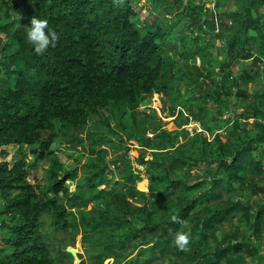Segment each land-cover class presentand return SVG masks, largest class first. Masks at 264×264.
Segmentation results:
<instances>
[{
    "label": "trees",
    "instance_id": "obj_1",
    "mask_svg": "<svg viewBox=\"0 0 264 264\" xmlns=\"http://www.w3.org/2000/svg\"><path fill=\"white\" fill-rule=\"evenodd\" d=\"M137 2L0 0V148L16 146L15 154L21 158L11 163L8 153L0 150V264H57L44 230L46 218L55 236L65 233L66 237L74 234L70 227L78 220L77 213L80 231L76 236L80 235L82 245L99 258L117 253L123 258L117 264H137V259L125 255L129 248L145 249V264L160 257L164 260L161 264L166 260V264H221L222 259L225 264H250L246 256L256 259L258 249L248 248L247 242L249 236L259 239L264 231V199L257 204L254 221L248 223L244 197L224 199L216 188L220 186L229 195L237 191L239 195L244 189V196L264 198V106L255 101L257 93L247 88L258 76L264 80V68L259 69L264 63V13L257 12L259 6L264 9V0H174L172 9L162 7L163 16L180 12L167 19L168 31L181 28L190 16L186 26L190 39L185 37L183 43L181 36L174 38L176 44L181 42L188 48L186 56L182 55L185 61L204 49L215 62L219 54L227 59L251 60L252 75L245 72L234 83L227 73L214 83L210 93V106L217 107L221 116L227 115L223 123L230 135L223 139L216 135L209 141L202 132H194L191 142L180 145L179 153L170 158H144L139 151L136 164L145 166L147 182L140 191L137 185L143 179L139 169L133 162L127 164L123 179L132 191L129 201L124 193L107 191L116 185L111 183L116 177L102 158L103 147L121 146L98 131L88 133V173L75 185L76 192L71 193L67 185L77 177L76 168L61 171L56 157L46 186L29 178L27 169L51 154L60 135L69 134L70 142L83 143L78 129L102 112L114 120L115 128L107 125L109 132L129 146L164 149L174 141L175 136L163 128L158 117L153 116L151 122L154 136H148L139 124L140 108L157 94L171 92L162 79L174 61L163 57L162 26L148 25L141 31L134 24ZM211 2L213 9L207 8ZM227 6L234 9L222 19L218 10ZM15 12L22 13L24 19L17 21ZM32 16L47 19L49 30L59 36L56 47L43 55H36L26 40L27 27L23 25L27 26ZM155 18L147 16L152 23ZM232 19L236 20L234 25ZM201 20H209V33L203 31ZM204 37L207 39L202 44ZM248 39L256 44V54L244 47ZM205 67L195 66V71L204 73L206 83L211 76L209 70L204 72ZM170 77L176 78L175 74ZM224 96L246 103L231 117V111L224 109ZM201 112L205 113L206 129L217 126L220 119L213 108L201 106L198 115ZM32 149L37 152L29 157L27 152ZM112 165L118 166L114 161ZM200 166L206 168L205 177L192 185L188 169ZM206 182L207 189L202 187ZM85 190L96 192V206L90 210ZM109 198L123 207L113 206ZM238 210L244 212L241 233L247 236L238 232L226 246L206 249L208 239L216 238L213 230L231 221ZM173 215L181 223L172 222ZM176 232L191 233L187 251L175 246ZM231 252L238 255L228 257Z\"/></svg>",
    "mask_w": 264,
    "mask_h": 264
},
{
    "label": "rangeland",
    "instance_id": "obj_2",
    "mask_svg": "<svg viewBox=\"0 0 264 264\" xmlns=\"http://www.w3.org/2000/svg\"><path fill=\"white\" fill-rule=\"evenodd\" d=\"M174 0H138L137 4L133 7L136 16L134 17V24L137 26L138 29L143 31L145 26L147 27H158L162 26V33L159 35L164 39V51L163 57H170L174 62L172 64L173 68H169L168 72H163V79L167 81L168 86L170 87L171 92L168 95L157 94L154 96L149 102H147L146 106L140 108L138 113V120L141 126V129L147 132L148 136H154V126L151 124L153 116L158 117L162 122L163 128L171 131L174 141L169 143L165 146L164 149H153V150H142L137 146H129L126 143L121 142L116 136L112 135L108 129V123L112 128H115L114 120L110 119L108 112H102L100 114L92 115L89 121V124L84 127L83 129H78V136L82 139L83 143L77 142H70L69 134L66 136L60 135V139L51 147V154L46 156V158L42 161H38L35 166L28 168L29 178L36 179L38 183L43 186L47 185V176L49 171L51 170L53 164V157H56L58 160V169L61 171L69 170L76 168L77 177L72 180L68 181L67 185L71 189V193L74 191L76 192L75 185L79 183L80 178L88 173V170L85 167L88 159V153L85 151L87 148L88 143V133H93L95 131L101 132L106 137H108L111 141H114L116 145L121 146V148H112L111 145H105L103 147L102 158L104 162L109 163L108 169L115 171V179H112L111 183L115 182L113 187H109L107 191L111 192L114 195H120L122 193L126 194V199L129 201L132 191L129 187V184L123 179V177L128 172L127 164L133 162L136 169H139V175L142 177L143 181L138 183V189L141 191L143 190L144 184H146V174H145V166L144 165H137L136 162L139 160V151H143L144 158H159L161 156L170 158L171 156H175L179 153V146L185 145L191 142V138L193 137L194 132H202L209 141H212L214 136H220L222 139L226 138L229 133L226 130V126L223 121L226 119L225 116H221L220 112L218 111L217 107H211L213 105L211 100V91L214 88V83L219 80L220 77L224 76L225 74H230V80L236 83V81H240L239 77L243 75V73H248L252 75L251 70V60H243L237 58H228L223 54H219L217 56V61L211 57V55L207 54L204 51L197 54L195 57L188 58L185 61L182 58L186 56L188 48H183V44L181 42L176 44L174 38L177 35L183 38L182 42L184 43L186 38L191 37L190 32L186 29L188 24L189 18L185 17L184 23L182 22V26L179 29H174L172 31H168V21L172 20L171 18L174 14L170 15L167 18L163 16V11L167 8L172 9V2ZM188 1V0H186ZM187 3L184 2V6ZM141 7V9H139ZM163 7V8H162ZM205 7V6H204ZM206 8V7H205ZM209 8V7H208ZM211 9L213 6L211 5ZM234 9L233 6H227L223 8L222 11L218 10V13H221L222 19H226L228 15L225 13L229 10ZM176 13V12H175ZM180 12H177V15ZM148 14H153L156 16L154 23H152L149 19H147ZM156 14V15H155ZM217 16V14H216ZM218 17V16H217ZM176 18V17H175ZM204 19V18H202ZM236 20L232 19V25H234ZM201 27L203 31L209 33L210 30V22L209 20H201ZM23 28H26V25H23ZM152 30V29H151ZM195 37V36H194ZM190 39V38H189ZM188 39V40H189ZM207 37H204L200 43L205 41ZM201 44V45H202ZM0 45H3V42H0ZM252 42V40L247 41V46L245 48H252L250 50L251 53H257V47ZM214 51V50H212ZM215 53V51H214ZM237 54V51L234 53ZM1 56V55H0ZM202 64H205L206 67L203 68L204 72L210 71V78L212 80H207L206 83L204 82L205 77H203L204 73L195 71V66L199 67ZM264 63L259 64V69L263 70ZM206 70V71H205ZM166 71V70H165ZM200 71V69H199ZM175 74L176 78H171L170 74ZM202 76V77H201ZM170 77V78H169ZM169 78V79H168ZM202 78V79H201ZM210 81H214L213 83ZM205 83V84H204ZM248 90L253 93H257L258 97L254 99L257 101L259 106L264 103V99L262 98L264 94V80L262 82L261 77L258 76L254 81L248 84ZM176 98V99H175ZM176 100L178 103L176 104ZM225 102V108L229 109L228 115L236 114L240 111L245 101L242 100H230L228 97H223ZM175 101V104L173 102ZM228 105V106H227ZM203 106V108H213L214 112L218 115L220 121L218 122L217 126H212L210 129H206L203 122L206 120L204 119V114L201 112L199 115V107ZM182 112V113H180ZM180 113V114H179ZM109 121H108V119ZM186 121V122H184ZM124 126H127L128 123H123ZM120 129V128H119ZM128 149V156L124 154V149ZM17 147L16 146H6L0 148V150H4L8 153L9 160L11 163L20 160L21 158L15 154ZM97 150V149H96ZM34 153L27 152L29 157H32ZM155 154V156H154ZM113 161L118 165H112ZM188 168H186L187 170ZM186 170L182 171V174H185ZM206 168L204 166H200L196 169H188L189 177L188 179L191 181V184H195L196 181L202 180V177H205ZM187 177V173L185 174ZM203 188L207 189L209 187L208 183L206 182ZM220 192H222V197L226 199L228 196L232 197L233 199L239 196V198H243L246 205L245 213L248 215V223H252L255 219V212L258 208L257 204L263 202V199L260 201V196H252L248 197L247 194L244 196L246 190L239 191L237 193L229 195L225 193L223 189L219 187L216 188ZM202 190V189H200ZM250 190V189H249ZM96 192L95 191H84V197L88 200L87 209H92L96 206ZM148 195V194H147ZM146 195V197H147ZM112 202V205L115 207H123L121 202H116L112 198H109ZM76 212V210H73ZM243 210L237 211L233 213L231 221L224 223L220 227H216L213 230L215 235V240L209 238L206 243V249L214 250L216 247H224L226 246V242L228 240H232L231 236L233 234H237L238 232L241 233L244 214ZM73 216L70 215V217ZM80 214L77 213V219L74 221L70 227V230L74 229V234H67L65 237V233L61 235L55 236L52 232V229L48 227L49 219L46 218V226L44 227L47 241L49 244V250L53 257H55L57 264H117V262L122 261L123 258L118 256L117 253H109L106 257L99 258V256L93 252H90L85 246L82 245L80 241V235L76 236V232L80 231V222H79ZM264 223V221H263ZM70 233V232H68ZM243 236H247V233H244ZM250 240L247 242L248 248H257L258 255L255 260L251 261V258L246 256L247 261H250V264H264V231L261 233L260 238L255 240L251 238L253 236H249ZM2 245V243H0ZM189 247H191L189 245ZM243 252V251H242ZM242 252L239 254L242 255ZM145 253V249L141 248L139 250H134L133 248H129L125 255L132 256L134 259H137V264H145L143 261L145 260L142 255ZM237 253H228V257H235ZM186 257V254H185ZM163 258L160 257V260H150L148 264H161L163 263ZM168 261L166 260L164 264ZM221 264H225L224 259L221 260Z\"/></svg>",
    "mask_w": 264,
    "mask_h": 264
},
{
    "label": "clouds",
    "instance_id": "obj_3",
    "mask_svg": "<svg viewBox=\"0 0 264 264\" xmlns=\"http://www.w3.org/2000/svg\"><path fill=\"white\" fill-rule=\"evenodd\" d=\"M115 3H122V0H114ZM17 21H22L24 16L20 12L14 13ZM26 31L27 43L33 46L36 55H43L49 48L56 47L59 36L55 31L49 30V22L47 19H40L32 16L29 20ZM172 222L181 223L180 219L173 215ZM191 242L190 232H176L174 235V244L182 251L188 250V245Z\"/></svg>",
    "mask_w": 264,
    "mask_h": 264
},
{
    "label": "crops",
    "instance_id": "obj_4",
    "mask_svg": "<svg viewBox=\"0 0 264 264\" xmlns=\"http://www.w3.org/2000/svg\"><path fill=\"white\" fill-rule=\"evenodd\" d=\"M211 5L213 6V2H211L210 5L207 6V8L209 7V9H211ZM257 12L263 14L264 13V9L261 8V6H259V7H257ZM176 16H177V14L174 13V16L173 17H176ZM164 17L168 19L169 15H166L165 14Z\"/></svg>",
    "mask_w": 264,
    "mask_h": 264
},
{
    "label": "water",
    "instance_id": "obj_5",
    "mask_svg": "<svg viewBox=\"0 0 264 264\" xmlns=\"http://www.w3.org/2000/svg\"><path fill=\"white\" fill-rule=\"evenodd\" d=\"M36 151V149H32L30 150V153H34Z\"/></svg>",
    "mask_w": 264,
    "mask_h": 264
}]
</instances>
